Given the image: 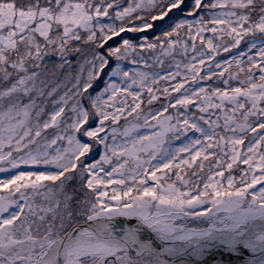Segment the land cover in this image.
Segmentation results:
<instances>
[{"label":"snow or ice","instance_id":"6c2138e0","mask_svg":"<svg viewBox=\"0 0 264 264\" xmlns=\"http://www.w3.org/2000/svg\"><path fill=\"white\" fill-rule=\"evenodd\" d=\"M0 264H264V0H0Z\"/></svg>","mask_w":264,"mask_h":264},{"label":"rangeland","instance_id":"374dc122","mask_svg":"<svg viewBox=\"0 0 264 264\" xmlns=\"http://www.w3.org/2000/svg\"><path fill=\"white\" fill-rule=\"evenodd\" d=\"M117 39V38H116ZM224 55H227V54H224Z\"/></svg>","mask_w":264,"mask_h":264},{"label":"trees","instance_id":"16d2710c","mask_svg":"<svg viewBox=\"0 0 264 264\" xmlns=\"http://www.w3.org/2000/svg\"><path fill=\"white\" fill-rule=\"evenodd\" d=\"M117 39H118V38H117ZM109 43H111V41H110Z\"/></svg>","mask_w":264,"mask_h":264}]
</instances>
